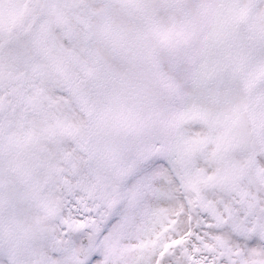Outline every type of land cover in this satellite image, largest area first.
<instances>
[{"label":"snow or ice","instance_id":"6c2138e0","mask_svg":"<svg viewBox=\"0 0 264 264\" xmlns=\"http://www.w3.org/2000/svg\"><path fill=\"white\" fill-rule=\"evenodd\" d=\"M0 264H264V0H0Z\"/></svg>","mask_w":264,"mask_h":264}]
</instances>
